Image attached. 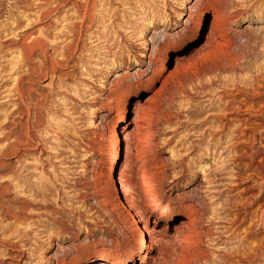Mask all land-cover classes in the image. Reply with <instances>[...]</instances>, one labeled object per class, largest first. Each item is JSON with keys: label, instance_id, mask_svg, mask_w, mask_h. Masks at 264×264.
<instances>
[{"label": "rangeland", "instance_id": "1", "mask_svg": "<svg viewBox=\"0 0 264 264\" xmlns=\"http://www.w3.org/2000/svg\"><path fill=\"white\" fill-rule=\"evenodd\" d=\"M57 3L39 19L0 0V264H138L143 226L146 264H264V0ZM35 38L52 75L38 48L20 58Z\"/></svg>", "mask_w": 264, "mask_h": 264}, {"label": "bare ground", "instance_id": "2", "mask_svg": "<svg viewBox=\"0 0 264 264\" xmlns=\"http://www.w3.org/2000/svg\"><path fill=\"white\" fill-rule=\"evenodd\" d=\"M35 1V4H32L30 5L28 3V0H14V8L18 9V10H24L25 12L26 11H29L31 9H35L36 10V13H37V17L39 19H43V18H46L48 16H51L53 15L57 10H58V3L57 1L58 0H33ZM87 2L89 0H86ZM91 1V0H90ZM86 4V3H85ZM84 4V5H85ZM78 6V4H75ZM80 5V4H79ZM88 5V4H87ZM85 7V6H84ZM86 8V7H85ZM210 12H211V18L216 21L218 19V14L216 16V10L215 8H210ZM34 12V14H36ZM82 19L84 17V14L81 15ZM86 16V15H85ZM13 23H15L14 21L10 24V28H9V31H10V34H14V28H12L11 25H13ZM215 23V22H214ZM82 25V24H81ZM1 27V26H0ZM81 27V26H80ZM74 28V27H73ZM4 30V29H3ZM196 32H197V29H195V31H192L190 33V36L188 37V40L187 42H189L190 40L194 39V37L196 36ZM80 34V33H79ZM45 40V39H44ZM43 39H32L30 41V44L28 45H25L23 44L22 45V52H21V60L25 61V60H28L30 59L33 55H34V48H38L40 50V67L44 73L43 76H45L46 73H50L51 75L53 74V67L51 66V64L48 63L50 57L47 56V52H48V45H47V40L44 41ZM49 43V42H48ZM52 44V42H50ZM69 44V43H68ZM70 45V44H69ZM50 49H53V51L56 49V45H50ZM65 49H66V46H65ZM64 49V50H65ZM69 49V48H68ZM67 50V49H66ZM62 51V50H61ZM65 53V51H63ZM67 54V52H66ZM62 56V54H61ZM70 60V55L69 56H65L64 58V62L67 63L68 61ZM52 61V60H51ZM53 64L56 66V67H59V65L61 64V62L59 61H52ZM64 62L63 64H61V66L63 65L64 66ZM70 62V61H69ZM49 64V65H48ZM40 69V68H39ZM36 73H39L40 71H35ZM41 73V72H40ZM37 75V74H36ZM40 75V74H39ZM48 75V74H47ZM38 76V75H37ZM17 78V77H16ZM15 78V79H16ZM20 77L16 79V84L14 85V89H15V94L17 96V99H18V104H17V107H16V111L14 113H16V115L18 116L19 120H21L22 118V113L20 111L21 109V105L24 104V100H23V92L19 86V81H20ZM215 80V79H214ZM213 81V80H211ZM215 82V81H214ZM217 82V81H216ZM213 83V82H211ZM210 86V85H209ZM206 85L203 83L200 84V88H205ZM236 92V91H235ZM264 93V92H263ZM233 94V93H232ZM255 95V94H254ZM257 95V94H256ZM262 96V95H261ZM263 97V96H262ZM221 99L224 101V108H223V111L224 112H227V114H229V116L227 117V119L230 121L231 119V122H236L239 124V126H243L246 124V122H248V118H242L240 116H242L243 114V103H240V102H237L235 100V98L231 97V95L228 94V92H226L225 90H223V92L221 93ZM263 103V102H262ZM264 105V103L262 104ZM246 111V110H245ZM264 111V110H263ZM262 111V112H263ZM261 113V112H260ZM231 115H233L232 117H230ZM263 115V114H262ZM264 121V120H263ZM263 121H260L254 128L255 130L259 129L260 127L263 128ZM130 124L131 121H129ZM7 128V127H6ZM119 128H123V126H120ZM253 129V128H252ZM8 130V128H7ZM5 129H3L2 132H0L1 135H3V137H12L15 132L14 130H10L7 131ZM250 130V129H248ZM253 136V135H252ZM251 136V137H252ZM17 138V136H16ZM118 141V140H115V142ZM15 143V141H14ZM14 143H8L7 146L5 148L2 149V151H0V154H6L7 151L10 149V148H13V144ZM11 151V150H10ZM9 151V152H10ZM248 152H246L245 154H247ZM124 159L126 157V154L123 156ZM261 161L262 163L259 164L257 162H249L248 161V165H255L257 168H260L261 166H263L264 164V153L261 155ZM118 176H121L120 174V171H117L116 173ZM119 178V177H118ZM86 186V185H85ZM252 188L250 186H246L244 188V191H250ZM262 201V205L259 207V210H260V213L258 216V219L260 221H262V218L264 216V192H263V195L260 199ZM245 207V206H244ZM245 209V208H244ZM247 210L245 209L244 212L242 213H238L237 215L240 216L242 219L245 218V216L247 215ZM245 215V216H243ZM243 216V217H242ZM155 233H154V229L153 227H151V230H148L146 228V226L140 228V227H136V229L133 230V236H137L138 237V241H137V245L138 246H145L147 245V248L149 251H147L146 254H143L142 255V258L144 259V261H139L138 264H146L149 260H151V254L150 252H155L156 249H158V247L161 246V242L160 241H157L155 240V237H154ZM262 250H264V248H261ZM135 255V253L133 252H130L129 255H128V260L130 261L132 259V257ZM111 264L112 263V260L107 256V255H103V254H100L98 255L97 257H94V258H90L86 261V264Z\"/></svg>", "mask_w": 264, "mask_h": 264}]
</instances>
